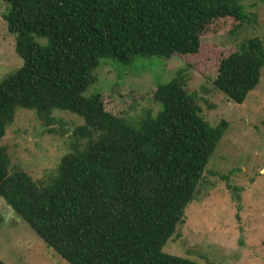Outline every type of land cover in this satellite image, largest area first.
<instances>
[{"label":"trees","instance_id":"trees-1","mask_svg":"<svg viewBox=\"0 0 264 264\" xmlns=\"http://www.w3.org/2000/svg\"><path fill=\"white\" fill-rule=\"evenodd\" d=\"M4 1L23 63L0 82V141L21 107L46 125L56 109L81 116L74 134L87 142L44 184L11 169L0 142V196L69 264H202L162 247L199 194L227 122L203 118L181 70L152 90L158 110L145 108L134 123L85 91L103 58L128 65L135 55L194 54L211 20L234 18L236 31L254 15L241 0ZM263 66L264 41L246 38L220 59L213 84L242 103Z\"/></svg>","mask_w":264,"mask_h":264},{"label":"rangeland","instance_id":"rangeland-1","mask_svg":"<svg viewBox=\"0 0 264 264\" xmlns=\"http://www.w3.org/2000/svg\"><path fill=\"white\" fill-rule=\"evenodd\" d=\"M241 2L254 16L236 31L234 18L213 19L202 29L194 54L167 59L135 55L128 65L103 58L93 71L96 81L85 91V95L99 93L107 111L134 123L145 108L158 110L152 90L181 70L203 118L211 126L222 119L227 122L205 167L199 194L162 247L163 252L202 264H264V66L258 85L242 103L228 99L213 84L222 57L246 38L264 41V2ZM9 10V4L0 0V82L23 63L15 51L17 34L8 30ZM35 40L46 43L44 38ZM83 122L77 114L56 109L46 125L35 110L17 108L0 141L11 169L22 168L37 184L46 183L63 155L85 146L87 140L74 134ZM0 260L5 264H69L1 196Z\"/></svg>","mask_w":264,"mask_h":264}]
</instances>
